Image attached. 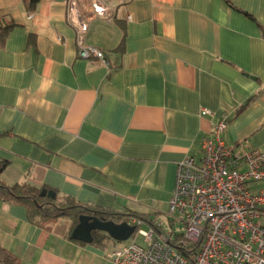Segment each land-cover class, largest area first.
Listing matches in <instances>:
<instances>
[{"label": "crops", "instance_id": "0c3cea01", "mask_svg": "<svg viewBox=\"0 0 264 264\" xmlns=\"http://www.w3.org/2000/svg\"><path fill=\"white\" fill-rule=\"evenodd\" d=\"M233 2L255 19L225 0H111L105 16L77 0L107 65L79 56L68 0H0L1 180L158 220L224 116L226 143L264 150V0ZM72 224L0 199V248L21 264H114L112 240L80 243Z\"/></svg>", "mask_w": 264, "mask_h": 264}, {"label": "built area", "instance_id": "2783aa9c", "mask_svg": "<svg viewBox=\"0 0 264 264\" xmlns=\"http://www.w3.org/2000/svg\"><path fill=\"white\" fill-rule=\"evenodd\" d=\"M111 0H92L94 14L105 16ZM130 18V17H128ZM67 19L75 28L79 56L108 65L105 53L86 42L89 22L77 0H68ZM224 116L198 155L178 163L165 227L131 216L133 235L106 253L114 264H264V150L246 140L226 143ZM141 236L143 243L133 237Z\"/></svg>", "mask_w": 264, "mask_h": 264}, {"label": "trees", "instance_id": "16d2710c", "mask_svg": "<svg viewBox=\"0 0 264 264\" xmlns=\"http://www.w3.org/2000/svg\"><path fill=\"white\" fill-rule=\"evenodd\" d=\"M226 3L234 8L235 10L243 13L251 19H255L250 13L241 9L234 4L233 0H225ZM38 0H30L32 5L37 4ZM258 26L261 29L262 34L264 35V27L259 23ZM12 24L9 28L13 27ZM9 28L3 30V33L6 34L9 31ZM122 45V44H121ZM262 92H259L252 96L245 105L240 107L245 108L250 102L255 100ZM9 164L7 160L0 159V176L3 171ZM43 189L51 190L48 187H37L29 183H20L15 185H8L1 180L0 177V199L5 202H15L17 204L23 205L27 208L28 218L31 222L36 223L38 219L43 218H60V217H69L73 220L72 229L77 225L80 215H89L98 217L101 220L105 221H115L120 223L126 218L131 216L141 217L150 223H154L153 218L147 214L139 213H128L125 211H120L116 209H107L102 207H97L93 205H88L82 202L77 201L71 196L59 197L58 191L56 192V197L52 198L49 196H42L41 191ZM93 235V244L100 247H105L112 240L111 237L103 231L94 230ZM78 241V240H75ZM113 241V240H112ZM85 244L84 242H81ZM0 264H21V260L12 254L9 250L5 248H0Z\"/></svg>", "mask_w": 264, "mask_h": 264}, {"label": "water", "instance_id": "95a60500", "mask_svg": "<svg viewBox=\"0 0 264 264\" xmlns=\"http://www.w3.org/2000/svg\"><path fill=\"white\" fill-rule=\"evenodd\" d=\"M42 196L56 197V192L53 190L43 189ZM94 230L106 232L113 240L125 241L132 236L135 231V226H131L126 222L117 223L115 221L101 220L95 216L80 215L77 225L71 232V239L78 240L84 243H92Z\"/></svg>", "mask_w": 264, "mask_h": 264}, {"label": "rangeland", "instance_id": "374dc122", "mask_svg": "<svg viewBox=\"0 0 264 264\" xmlns=\"http://www.w3.org/2000/svg\"><path fill=\"white\" fill-rule=\"evenodd\" d=\"M168 210V207L167 208H164L162 209L159 213H158V221L162 222V224L165 226V227H168V223L166 222V212ZM123 222V221H122ZM133 235V234H132ZM131 237V236H130ZM133 239H135L138 243L142 244L143 243V238L141 236H135L133 237ZM113 240V239H112ZM128 240V239H127ZM112 242H114V244L116 242H119V241H116V240H113ZM122 242V241H121Z\"/></svg>", "mask_w": 264, "mask_h": 264}]
</instances>
